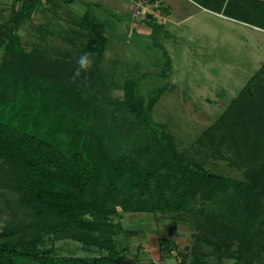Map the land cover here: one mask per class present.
Returning <instances> with one entry per match:
<instances>
[{
    "label": "trees",
    "instance_id": "trees-1",
    "mask_svg": "<svg viewBox=\"0 0 264 264\" xmlns=\"http://www.w3.org/2000/svg\"><path fill=\"white\" fill-rule=\"evenodd\" d=\"M15 1L20 7L12 3L10 16L0 23V186L17 194L27 215L0 232V264H140L115 244L110 217L118 208L184 222L188 216L185 223L203 248L194 247L191 261L176 264H208L211 254L220 263L226 258L234 259L232 264L262 262L254 247L264 236V86L255 92L251 81L264 67L196 139L204 151L229 150L233 161L248 168L246 181L209 172L178 152L162 125L151 118L158 95L147 102L141 96L143 104L128 109L144 125V134L153 133L152 144L113 151L104 133H90L91 110L85 101L92 109L96 104L81 94L100 82L99 62L76 78L77 90L65 85L73 79L78 58L27 52L18 27L41 0ZM206 1L211 6L206 8L264 30V0ZM150 19L152 14L141 21ZM89 26L83 51L95 53L100 61L106 38L96 24ZM91 117L97 116L93 112ZM155 144L160 162L146 168L141 162ZM46 235L76 240L87 254H57L53 244L46 245ZM159 242L160 249L176 247L169 239ZM93 252L97 255L89 254Z\"/></svg>",
    "mask_w": 264,
    "mask_h": 264
},
{
    "label": "rangeland",
    "instance_id": "rangeland-1",
    "mask_svg": "<svg viewBox=\"0 0 264 264\" xmlns=\"http://www.w3.org/2000/svg\"><path fill=\"white\" fill-rule=\"evenodd\" d=\"M154 1L51 0L47 3L41 0L31 18L19 24L21 45L29 53L39 50L49 58H79L84 54L83 43L91 29L89 23L93 22L106 38V44L102 58H98L100 61L91 53L93 65L99 62L96 68L100 70V82L81 92L96 104L92 109L91 103L85 101L91 110L87 123L90 133H104L105 144L113 151H124L126 146H143L147 142L152 144L153 133L144 134V125L128 109L131 105L143 104L142 97L147 102L148 97L158 95L150 110L151 118L162 125L178 152L187 154L209 172L246 181L248 168L233 161L229 150L223 148L220 153H210L204 151L196 139L247 85L248 79L263 69L264 30L221 16L205 7L209 5L206 0ZM13 4L20 7V1ZM11 5H0V23L10 16ZM148 14L153 15L152 19L147 23L141 21ZM3 56L4 47L0 45V62ZM261 72L251 81L255 92H260L264 86V69ZM149 75L163 77L166 81L146 87L143 93L142 78ZM83 78L86 79V74ZM27 80L33 83L30 78ZM76 82L68 78L64 84L77 90ZM93 112L96 120L91 117ZM161 130L156 128L158 133ZM148 149L150 153L141 163L146 168L155 167L160 162L157 145ZM215 206L218 208L217 204ZM26 215L17 194L0 186V232ZM110 219L117 248L125 250L131 258L138 257L140 264L153 261L176 264L184 260L188 263L193 259L194 247L203 248L195 242L192 230L185 223L188 216L184 222L168 215L157 217L153 213L122 212L118 208V213ZM52 238L46 235L45 243L53 244L57 254H87L76 240ZM163 239L175 241L176 247L161 250L159 240ZM254 248L257 258L262 259L255 264H264V236L258 238ZM205 252L202 253L209 254ZM89 254L97 255L96 252ZM208 261V264L234 263L231 258L220 263L214 254Z\"/></svg>",
    "mask_w": 264,
    "mask_h": 264
},
{
    "label": "clouds",
    "instance_id": "clouds-1",
    "mask_svg": "<svg viewBox=\"0 0 264 264\" xmlns=\"http://www.w3.org/2000/svg\"><path fill=\"white\" fill-rule=\"evenodd\" d=\"M78 67L73 73V82L77 77L81 76L82 72H87L93 65V59L91 53H84L77 59Z\"/></svg>",
    "mask_w": 264,
    "mask_h": 264
},
{
    "label": "water",
    "instance_id": "water-1",
    "mask_svg": "<svg viewBox=\"0 0 264 264\" xmlns=\"http://www.w3.org/2000/svg\"><path fill=\"white\" fill-rule=\"evenodd\" d=\"M166 79L160 76L149 75L145 77L141 83V90L145 93V89L148 86H156L165 83Z\"/></svg>",
    "mask_w": 264,
    "mask_h": 264
},
{
    "label": "crops",
    "instance_id": "crops-1",
    "mask_svg": "<svg viewBox=\"0 0 264 264\" xmlns=\"http://www.w3.org/2000/svg\"><path fill=\"white\" fill-rule=\"evenodd\" d=\"M13 1L14 0H0V5L1 4H12L13 3ZM10 11H11V9H10ZM216 12V11H215ZM217 13H219L221 16H223V17H228V16H226V15H224L222 12L220 13V12H217ZM231 18V17H230ZM154 260V259H153Z\"/></svg>",
    "mask_w": 264,
    "mask_h": 264
},
{
    "label": "built area",
    "instance_id": "built-area-1",
    "mask_svg": "<svg viewBox=\"0 0 264 264\" xmlns=\"http://www.w3.org/2000/svg\"><path fill=\"white\" fill-rule=\"evenodd\" d=\"M144 17H145V16H144ZM152 17H153V15H152ZM154 264H161V263H156V262H155Z\"/></svg>",
    "mask_w": 264,
    "mask_h": 264
}]
</instances>
